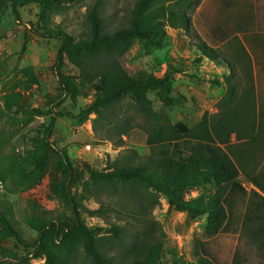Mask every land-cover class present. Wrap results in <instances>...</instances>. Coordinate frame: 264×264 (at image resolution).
Wrapping results in <instances>:
<instances>
[{
  "label": "rangeland",
  "instance_id": "1",
  "mask_svg": "<svg viewBox=\"0 0 264 264\" xmlns=\"http://www.w3.org/2000/svg\"><path fill=\"white\" fill-rule=\"evenodd\" d=\"M96 1L65 0L47 5L30 3L16 8L7 5L0 9V105L7 89L17 80L27 79L22 70L32 68L37 84L22 91V102L26 107L42 112L29 120L21 119V115H16L13 122L2 117L0 130L5 131L17 151L31 150L43 137L51 117L55 116L50 140L54 147L66 153L74 169L82 171L72 180V192L77 198L83 194L84 184L92 180V172L108 170L110 163L125 161L124 158L133 151L141 158L150 154L144 117L127 100L120 104L121 117L113 121L112 128L118 127V131L111 129L107 121L101 122L96 131L93 128L95 115L82 120V112L94 101L95 93L79 86V70L68 58L59 71L80 88V93L73 97L61 89L55 72L61 41L41 34L46 27L60 28L77 40L84 39L89 30L86 14ZM136 1L105 0L103 16L110 31L127 25ZM187 13L191 19L189 32L166 27L165 36L138 40L120 58L121 66L131 75L145 71L157 78L169 77L173 88L169 97L160 90L148 92L153 110L166 115L172 124L184 123L189 127L197 125L206 112L218 114L217 105L227 90L212 82L223 81L224 76L230 74L225 60L234 65L236 78L242 86H247L248 71H252L258 109L264 108V0H200ZM199 42L216 50L221 59L203 58L198 63L202 55L196 47ZM238 44L245 45L251 58V69ZM118 132L122 133V146L118 143ZM87 146L91 149L87 150ZM9 151L10 148L5 152ZM227 153L236 161L229 149ZM136 162L139 159L136 158ZM260 167L250 161L241 166L238 183L246 194L233 200L229 231L213 238L206 234L205 216L192 217L170 207L164 196L159 195V198L156 192L141 187L100 190L97 196L85 202V206L91 210L104 207L110 211L93 216L82 210L81 218L88 228H103L100 236H113L111 229L115 225L123 228V243L108 244L105 248L117 261H129L134 246L153 238L152 241L161 245L159 264L194 262L199 251L196 248L198 242L205 244L216 264H234L236 254H239L241 264H264V251L252 237L254 227L245 225V216L253 208L251 178ZM64 175L63 160L55 152L32 172H24L5 162L0 152V210L27 244L38 238L31 224L71 215L58 191ZM214 192L213 185L205 184L187 191L183 198L188 201ZM157 197L158 203L152 208ZM145 205L144 217L132 214L131 209ZM3 245L18 254L20 261L5 260L0 255V264H46L45 257H31L15 239ZM68 262L92 264L80 239H76L71 247Z\"/></svg>",
  "mask_w": 264,
  "mask_h": 264
},
{
  "label": "trees",
  "instance_id": "2",
  "mask_svg": "<svg viewBox=\"0 0 264 264\" xmlns=\"http://www.w3.org/2000/svg\"><path fill=\"white\" fill-rule=\"evenodd\" d=\"M63 1L0 0V9L7 5L16 8L30 3L47 5ZM199 1L137 0L127 25L110 31L103 16L105 0H97L87 11L89 30L84 39L77 40L60 28L46 27L41 32L43 36L61 41L55 69L61 89L73 97L80 93V88L59 71L68 58L79 70V86L95 93L94 101L82 112V120L95 115L93 128L96 131L104 121L109 123L111 129L118 131V127L112 128L113 121L121 117L120 104L127 100L144 117L150 154L141 158L133 151L124 158L125 161L115 160L110 163L108 170L92 172V180L84 184L83 194L77 198L72 192V180L79 177L82 171L74 169L66 153L54 147L50 140L55 116L51 117L43 137L31 150L17 151L11 146L5 131L0 130V152L3 153L4 161L24 172L39 169L51 152L63 160L65 175L58 191L71 212L70 216L62 215L46 223L31 224L38 238L27 244L0 210V255L5 260L20 261L18 254L10 252L3 245L15 239L35 259L45 257L46 264H68L71 247L76 239H80L92 264H159L161 245L160 242L152 241L153 238L134 246L130 250L132 257L127 262L123 259L117 261L109 255L105 248L108 244H122L124 230L115 225L111 229L113 236H100L103 228H88L82 221V210L95 216L107 213L110 209L100 207L91 210L85 206V202L97 196L100 190H115L119 186L151 189L158 197L164 196L170 207L185 211L192 217L205 216L206 234L213 238L229 231L228 221L233 218V200L238 195L246 194L238 183L240 168L245 161L261 166L251 178L253 190L250 199L253 208L245 216V225L254 227L252 237L264 251V108L258 109L252 71H248L247 86H242L236 78L234 65L225 60L230 74L224 76L223 81L212 82L216 86H225L227 90L217 105L218 114L206 112L197 125L189 127L184 123L172 124L166 115L153 110L148 92L160 90L169 97L173 90L169 77L157 78L145 71L131 75L120 64V58L136 41L161 38L165 36L166 27L189 32L191 19L187 10ZM196 47L202 54L198 63L203 58L211 61L221 59L220 54L204 42L197 43ZM238 48L250 62L248 67L251 69V58L244 45L238 44ZM22 73L27 79L17 80L3 95L0 119L7 117L13 122L16 121V115H21V119L29 120L42 113L39 109L26 107L22 102V91L30 90L37 84L32 68H26ZM117 135L119 146H122V133L118 132ZM8 148L10 151L6 153ZM228 149L236 161L227 153ZM136 158L139 162H136ZM205 184L213 185L215 192L188 201L183 198L187 191L201 188ZM158 197L152 208L158 203ZM131 211L134 216L144 217L147 206H136ZM197 247L199 251L196 250V259L188 264H216L205 244L198 242ZM234 264H241L239 254L234 257Z\"/></svg>",
  "mask_w": 264,
  "mask_h": 264
},
{
  "label": "built area",
  "instance_id": "3",
  "mask_svg": "<svg viewBox=\"0 0 264 264\" xmlns=\"http://www.w3.org/2000/svg\"><path fill=\"white\" fill-rule=\"evenodd\" d=\"M87 150H90L91 149V146H87V148H86Z\"/></svg>",
  "mask_w": 264,
  "mask_h": 264
},
{
  "label": "crops",
  "instance_id": "4",
  "mask_svg": "<svg viewBox=\"0 0 264 264\" xmlns=\"http://www.w3.org/2000/svg\"><path fill=\"white\" fill-rule=\"evenodd\" d=\"M244 47H245V45H244ZM246 48V47H245Z\"/></svg>",
  "mask_w": 264,
  "mask_h": 264
}]
</instances>
